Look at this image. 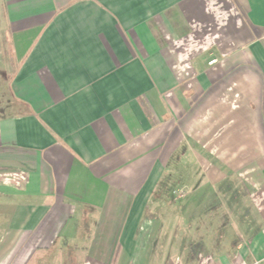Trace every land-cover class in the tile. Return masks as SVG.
Returning <instances> with one entry per match:
<instances>
[{
    "label": "crops",
    "instance_id": "obj_1",
    "mask_svg": "<svg viewBox=\"0 0 264 264\" xmlns=\"http://www.w3.org/2000/svg\"><path fill=\"white\" fill-rule=\"evenodd\" d=\"M0 64V264H264V0H0Z\"/></svg>",
    "mask_w": 264,
    "mask_h": 264
},
{
    "label": "rangeland",
    "instance_id": "obj_2",
    "mask_svg": "<svg viewBox=\"0 0 264 264\" xmlns=\"http://www.w3.org/2000/svg\"><path fill=\"white\" fill-rule=\"evenodd\" d=\"M0 66H3L2 64H0ZM0 98H6L7 100L10 98L8 95V91L6 88V84L3 80V77L0 76ZM9 101V100H8ZM169 186H168V181L166 180V178H164L161 182L160 185L157 187V193H160L162 195V193H165V199L160 198L161 202L160 205H164V206H168V202H170V199L168 198V193H169ZM159 195V194H158ZM156 200H153V202Z\"/></svg>",
    "mask_w": 264,
    "mask_h": 264
},
{
    "label": "built area",
    "instance_id": "obj_3",
    "mask_svg": "<svg viewBox=\"0 0 264 264\" xmlns=\"http://www.w3.org/2000/svg\"><path fill=\"white\" fill-rule=\"evenodd\" d=\"M214 60H211L209 63L211 64Z\"/></svg>",
    "mask_w": 264,
    "mask_h": 264
}]
</instances>
